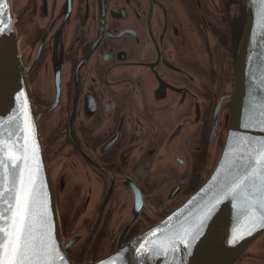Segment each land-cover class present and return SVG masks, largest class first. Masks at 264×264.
<instances>
[{"label": "flooded vegetation", "instance_id": "af4514ba", "mask_svg": "<svg viewBox=\"0 0 264 264\" xmlns=\"http://www.w3.org/2000/svg\"><path fill=\"white\" fill-rule=\"evenodd\" d=\"M58 0L14 15L66 253L93 263L211 175L229 126L246 0Z\"/></svg>", "mask_w": 264, "mask_h": 264}, {"label": "water", "instance_id": "95a60500", "mask_svg": "<svg viewBox=\"0 0 264 264\" xmlns=\"http://www.w3.org/2000/svg\"><path fill=\"white\" fill-rule=\"evenodd\" d=\"M26 0H4V14L0 16V29H10L0 34V131L8 128L9 118L17 114L14 110L27 100L29 116L35 128V138L39 148V163L41 166L40 180L46 189L48 206L55 227L57 246L62 255L70 262L64 245L61 230V220L54 190V176L46 163L42 141L38 132V122L35 118L33 105L26 86L23 73L25 50L18 43L15 32L14 15L25 4ZM247 24L238 52L234 94L230 113L229 126L224 140L219 160L207 180L190 195L178 208L149 227L128 242L114 254L93 263L83 264H165L164 258H152L137 251L148 240L162 239L164 234L178 230L181 225L194 221L204 206L220 193L219 182L224 178L226 169L239 152L243 151L239 141L247 139L259 143L264 141V131L261 126L252 123L258 118L259 105L264 103V20L261 18L262 5L260 0H246ZM76 1L74 0V9ZM71 0H58L57 18L66 19ZM49 0H40V13H48ZM23 92L19 101L15 95ZM234 204L237 206L234 207ZM251 221L240 213L239 204L231 198L218 204L213 212L205 237L198 241L192 249V255L184 264H264V229H258L251 235H245L234 245L228 243L233 234L246 231ZM156 232V236L151 234ZM122 258V259H121ZM180 256L176 257L179 261ZM171 260V256L169 257Z\"/></svg>", "mask_w": 264, "mask_h": 264}, {"label": "snow or ice", "instance_id": "6c2138e0", "mask_svg": "<svg viewBox=\"0 0 264 264\" xmlns=\"http://www.w3.org/2000/svg\"><path fill=\"white\" fill-rule=\"evenodd\" d=\"M260 3L264 20V0ZM4 10V0H0V16ZM9 30L0 29V34ZM23 96L19 92L15 100ZM14 111L17 114L9 118L6 134L0 131V264H70L57 246L46 189L40 180L39 148L27 100ZM252 123L264 131V103L259 105L258 118H250L244 127ZM239 143L243 151L230 161L219 182V195L204 206L194 221L164 234L162 239L146 241L137 251L152 258L163 257L165 264H184L193 247L205 237L204 230L216 206L229 198L237 201L241 215L251 221L246 231L233 234L230 245L264 229V141L243 139ZM177 256L181 257L179 261ZM112 264L117 261L113 259Z\"/></svg>", "mask_w": 264, "mask_h": 264}]
</instances>
